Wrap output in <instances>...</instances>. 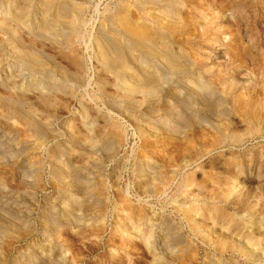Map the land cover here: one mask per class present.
<instances>
[{
	"label": "rangeland",
	"instance_id": "374dc122",
	"mask_svg": "<svg viewBox=\"0 0 264 264\" xmlns=\"http://www.w3.org/2000/svg\"><path fill=\"white\" fill-rule=\"evenodd\" d=\"M0 264H264V0H0Z\"/></svg>",
	"mask_w": 264,
	"mask_h": 264
},
{
	"label": "bare ground",
	"instance_id": "6f19581e",
	"mask_svg": "<svg viewBox=\"0 0 264 264\" xmlns=\"http://www.w3.org/2000/svg\"><path fill=\"white\" fill-rule=\"evenodd\" d=\"M139 33H140V32H139ZM144 33L146 34V36H144L145 38H141V39H145V40H147V38L149 39L148 33H147V32H144ZM140 34H141V33H140ZM138 35H139V34H138ZM130 37H131V38H130L129 40H130L133 44H135V42L140 43V45H143V47H142L143 50L145 49L144 52L147 53V54H150V52H149V50H148V48H147V46H146L147 44L145 45V42L147 43V41H145L144 43L141 42L142 40L139 41L138 38H135L136 36H135V33H134L133 31L131 32ZM142 37H143V36H142ZM127 41H128V39H127ZM130 41H129V42H130ZM115 42H116V41H115ZM118 42H119V41H118ZM129 42H128V43H129ZM117 44H118V43H117ZM121 44H122V43H121ZM128 45H129V44H128ZM144 45H145L146 47H145ZM118 46H119V45H118ZM121 46H122V45H121ZM130 46H131V45H130ZM130 46H129V47H130ZM129 47H128V48H129ZM137 47H138V46H137ZM133 48H134V47H133ZM139 48H140V47H139ZM135 49H137V48H135ZM127 50L132 51L131 49H127ZM139 50H140V49H139ZM133 51H134V50H133ZM131 53H132V52H131ZM127 54H128V53H127ZM141 54H142V53H141ZM151 54H152V53H151ZM151 54H150V55H151ZM129 55H130V53H129ZM132 55H133V53H132ZM132 55H130V56H132ZM146 56H147V55H146ZM152 56H153V55H152ZM144 59H145V58H144ZM137 60H139V58H138ZM141 60H142V59H141ZM139 61H140V60H139ZM144 64H145V63H144ZM144 66H145V65H144ZM146 67H149V66H146ZM148 69H149V68H148ZM188 82H189V81H188ZM188 84L191 85V86L193 87V89H194L196 92H198V93H201L202 91H204V90H203V89H204L203 86H200V85H197V84L193 86L190 82H189Z\"/></svg>",
	"mask_w": 264,
	"mask_h": 264
}]
</instances>
